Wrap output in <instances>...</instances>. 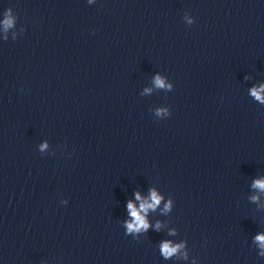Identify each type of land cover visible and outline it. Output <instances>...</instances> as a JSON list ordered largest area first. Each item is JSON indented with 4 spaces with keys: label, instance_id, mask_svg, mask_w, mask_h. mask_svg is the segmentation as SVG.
Instances as JSON below:
<instances>
[{
    "label": "clouds",
    "instance_id": "9594fccd",
    "mask_svg": "<svg viewBox=\"0 0 264 264\" xmlns=\"http://www.w3.org/2000/svg\"><path fill=\"white\" fill-rule=\"evenodd\" d=\"M12 22L13 21L11 18L6 19L5 26L6 27L10 26ZM157 84L158 86H163V82L160 81L159 79H157ZM253 95H255L257 99H261L258 91L253 90ZM255 186L261 189H264V182L257 181ZM137 199H140L139 194H137ZM159 202H160V197L157 196L155 192L152 193V203L142 202L140 206V211H137L136 208L133 206V204L129 202L128 209L130 211L131 216L134 218V222L129 223L128 225L129 231H133V230L139 231L142 228L147 229L148 224L146 220L144 219V217L140 215V212L146 213L149 208L154 209L159 204ZM257 239L260 240L262 242V246H264V236L257 237ZM179 247H180L179 245L175 247L170 246L169 242H165L162 245V252L166 257H168L172 255L173 253H175Z\"/></svg>",
    "mask_w": 264,
    "mask_h": 264
}]
</instances>
